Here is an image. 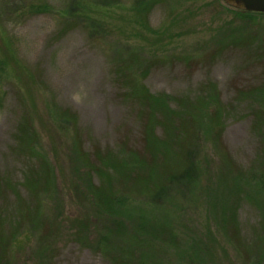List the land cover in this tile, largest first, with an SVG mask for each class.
<instances>
[{
  "label": "rangeland",
  "instance_id": "374dc122",
  "mask_svg": "<svg viewBox=\"0 0 264 264\" xmlns=\"http://www.w3.org/2000/svg\"><path fill=\"white\" fill-rule=\"evenodd\" d=\"M42 2L51 11L30 14L29 6ZM67 5L75 6L74 12H69ZM232 10L236 9L220 0H164L145 15L150 30L157 33L147 35L142 29L143 16L136 18L135 0H0V39L6 53L13 54L35 77L33 86L19 85L16 72L10 69L4 80L0 78V94L5 95L0 104V235L18 234L17 243L7 255L11 264H134L128 261L134 254L129 244L125 250L119 249L122 256L112 242L107 243L114 250L113 256L95 249L104 234L101 228L91 230L85 223L86 216L95 213L87 200L74 192L71 160L64 155L65 147L77 138L89 156L110 152L119 157L127 154L122 153L125 150L129 151L127 157L134 152L144 158L145 164L140 163L137 169L110 162L111 168L93 177L98 195L105 205L125 216L121 220L138 216L144 229L153 225L150 230L171 229L172 235H177L178 246L167 248L159 241L152 243L153 254L136 252L140 264H180L187 259L182 253L184 244L191 246L192 239L205 234L207 228L215 233L207 242L213 249L203 257L207 264H228L226 259L225 263L215 260L214 253L222 255L219 245L227 248L235 264H257L260 255L259 264H264V202L257 190L264 179V105L258 97H252L256 88L264 86V16L252 29L242 30L243 42L219 47L217 33L236 19ZM130 51L137 52L135 60L130 59ZM0 57L5 60V50H0ZM126 61L154 95L193 97L203 84H217L227 105L223 151L255 185L235 201L236 228L229 225L225 234L217 230L222 212L216 213L204 196L209 190L208 171L198 183L201 192L194 199L177 195L178 200L171 204L129 195L134 189L127 188L145 186L141 182L149 178L147 163H155L150 177L158 178L166 155L162 145L152 155L147 153L143 109L129 97L126 74L118 72ZM25 89L33 97L29 99ZM54 105L78 115L77 133L66 124L55 126L53 115L49 118L50 106ZM25 113L33 117L44 140L47 168L54 169L56 187L50 193L43 192L44 196H38L29 183L38 176L37 161L17 143ZM216 186L214 189L230 203L229 188ZM179 189L188 194L182 184ZM113 191L131 196L130 203L111 204ZM213 202L218 206L215 209L226 204L216 199ZM82 222L89 232L79 229ZM195 258L197 261L199 257Z\"/></svg>",
  "mask_w": 264,
  "mask_h": 264
},
{
  "label": "trees",
  "instance_id": "16d2710c",
  "mask_svg": "<svg viewBox=\"0 0 264 264\" xmlns=\"http://www.w3.org/2000/svg\"><path fill=\"white\" fill-rule=\"evenodd\" d=\"M163 2L164 0H135L136 12L138 13L136 18L138 20L139 15L143 16L139 18L142 20V29L147 35L157 33L150 30L146 20L147 16L145 15L147 12L149 13L153 7L163 4ZM74 7L67 5L66 9L70 10L69 12H74L72 11ZM29 9L30 14H48L51 11L49 5L44 2H42V4H36V6L30 5ZM232 13L236 17V19H233L234 24L231 23L227 29H222L217 33L216 41L219 47H222L226 43L231 45L243 42L245 33L242 34V30L252 29L254 22L259 19L260 16H264V13H252L239 10H232ZM75 18L76 17H74V19ZM77 18L83 21L85 20L82 19V17ZM0 40V50H5L6 56L5 60L0 57V78L3 79V77L9 73L10 69V72H16L17 83H19V85L23 83V86L26 84L33 86L35 77L28 74V71L20 65L13 54L9 52L6 53L5 44L2 39ZM135 54L137 55L136 51H130L129 55L131 60L136 59ZM7 61L11 62L13 67L10 66ZM130 63L129 61L123 63V67L120 71L118 70V72H120V74H126V86L129 90V97L133 98L143 109L144 142L147 147V153L149 154L150 152L152 155V153L162 145L166 157L164 159L165 165H163L164 163L160 164V167H162L161 173H159L158 178H155V180L150 177L151 165L155 163L152 162L150 165L148 163L145 165L150 169V172L148 171L149 178L141 182L144 183L145 186L136 185V187L127 188L129 190L134 189L133 193L129 195H132V198L146 197L161 202L168 200L171 204L176 203L174 200H178L177 195H181L184 198L190 195L194 199L195 195L199 196V191L201 192L200 188L198 190V183L202 180L205 171H208L209 175L206 178V183L209 190L207 192L205 191L204 196L206 195L207 201L211 202V207L216 213L218 211L222 212L220 216L222 218L221 222L218 221L216 224L217 230L218 228L221 229L218 230V232L221 234L228 233L230 230V227H228L229 225L232 224L234 228L237 226V223L235 224L234 222V211L238 206V202H235L236 199L240 198L242 194L249 192L255 185L251 181L245 179V172L238 166L234 167V162H232L227 153L223 151L222 139L225 130V121L227 119V105L221 98L217 84L214 82L203 84L198 93L193 97H175L164 93L154 95L141 83L139 80L140 76L136 74V69L134 71ZM18 88L20 89L21 87ZM24 91H26V95H28L27 97H29V99L33 97L30 91L27 89ZM4 97L5 95L2 97L0 94V104ZM252 97H258V102L264 105V86L256 88L252 93ZM173 105L175 108H172ZM50 117H52L51 120L55 123V126L60 127L61 124H66L72 127L73 131L77 133L76 128L79 122L78 115L72 110L61 108L56 105L50 106L49 118ZM262 119L264 120V112ZM39 121L42 122L41 119H39ZM40 126L42 127L43 125ZM158 128L161 129V133H158ZM43 141L44 140L37 131L33 117L25 113L18 128L17 143L19 147L28 153V157L31 160H36L38 163L36 167L38 169L36 171L38 176L33 178V181L31 180L32 182H29L38 196L40 194L44 196L43 192L50 193V191L56 187L54 184V169H48L45 164L48 160L46 159L47 153L42 149ZM81 147L82 144L81 142L79 143L78 138L73 139L72 144L65 147L64 155L71 160V174L75 177L73 185L74 192H79L84 200H87V204L95 213L88 217L86 216L85 223L87 222L86 224L88 227H91V230L93 227L101 228L104 234L101 240L96 242L95 249L101 250L102 252L105 251L107 256H113L115 255L114 250L108 248L107 242H112L113 245L117 246L116 253H120V250H125L126 244H129L134 254L131 255L128 261L134 264H140L139 261H141V258L136 252L146 251L153 254L154 250L152 247L154 245L152 243L156 244L160 241V244L164 245V247L167 246V248H171L175 245L178 246L180 241L177 242V235H172L171 229H168L169 231H164L155 227L150 230V226L153 225L145 226L144 229V224H139L137 221V218H139L138 216L134 218L127 216V219L121 220V218L125 216L119 211L112 210L111 205H105L101 196L98 195L99 191L97 186L93 184L94 176L102 175L106 167L108 169L111 168L110 162H117L118 166H123L127 169H137L140 163L141 165L145 164V162L142 161L144 158L136 156L134 152H131L127 157L129 151L126 152L125 150H122V153L127 154L119 157H115L110 152L95 153L94 156H89ZM41 158L43 160H41ZM117 158L122 160H116ZM218 162L219 164H217ZM261 173L263 174V172ZM135 174H137V172H134V175ZM150 179H152L153 182L149 183ZM218 182L220 184L219 187L229 188L230 195L232 196V201L230 203H232V205L224 194L219 193L220 190L216 191L214 189V186H216ZM180 184L187 188L188 194L186 191L184 192L179 189ZM170 190L174 192L169 194V192H171ZM257 190L264 202V179L262 187ZM129 195L127 194L126 196L122 195L121 192L113 191L111 194V204L113 201L120 202L122 205L128 204L130 203L129 198L131 197ZM214 199L219 203H226L223 204L225 207L215 209L217 204L213 202ZM186 201L188 200L186 199ZM134 213L140 215L137 212ZM112 218L117 219L112 220ZM146 222H148V220H146ZM88 227L82 222L79 229L82 228L89 232ZM184 230L188 231L189 229ZM151 232H153L152 236L150 234ZM214 234L211 228H207L205 234L197 235L196 239H192L191 246L186 242L184 244V249H186V251L183 249L182 253L186 255L187 259L184 258L181 260L180 264H207V260L203 257L209 255L213 249L207 242L209 239H212ZM90 235H92V233H90ZM161 235L163 237H160ZM17 237L18 234L14 233L4 237L2 234L0 235V259L2 261L0 264H11L7 255L10 252L12 244L17 243ZM120 238H123V241ZM219 247L222 255L214 253L215 260H219L220 263H225L226 259L228 264H235L236 259L234 258V262H232L230 254L228 255L227 248L221 247L220 245ZM223 248H225V250ZM43 251L44 249L41 247L40 252L42 253ZM134 255L135 257H133ZM120 256H122L121 253ZM196 256L199 257L197 261L195 258ZM128 257L129 255L126 256V258ZM261 258V255L256 258L257 264L260 263Z\"/></svg>",
  "mask_w": 264,
  "mask_h": 264
},
{
  "label": "water",
  "instance_id": "95a60500",
  "mask_svg": "<svg viewBox=\"0 0 264 264\" xmlns=\"http://www.w3.org/2000/svg\"><path fill=\"white\" fill-rule=\"evenodd\" d=\"M236 10L264 13V0H220Z\"/></svg>",
  "mask_w": 264,
  "mask_h": 264
}]
</instances>
